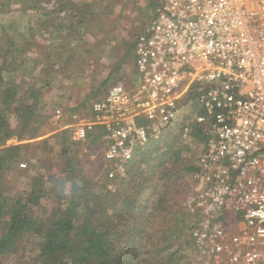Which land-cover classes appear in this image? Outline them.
Segmentation results:
<instances>
[{
  "label": "built area",
  "instance_id": "2783aa9c",
  "mask_svg": "<svg viewBox=\"0 0 264 264\" xmlns=\"http://www.w3.org/2000/svg\"><path fill=\"white\" fill-rule=\"evenodd\" d=\"M179 121L183 138L195 124L205 138L186 201L192 264H264V0H161L137 39L133 84L118 81L67 128L83 145L102 127L123 173Z\"/></svg>",
  "mask_w": 264,
  "mask_h": 264
},
{
  "label": "rangeland",
  "instance_id": "374dc122",
  "mask_svg": "<svg viewBox=\"0 0 264 264\" xmlns=\"http://www.w3.org/2000/svg\"><path fill=\"white\" fill-rule=\"evenodd\" d=\"M59 1L68 5V9L59 12ZM160 1L0 0V66L5 58L7 64L13 62L2 72L5 80H12L14 85L20 83L22 86L37 85L42 88L45 83L39 69L48 56L53 70L48 77L50 84L42 89L44 97L39 100L37 109L39 120H32L25 140L12 137L6 143V146H31L14 167L6 171L2 180L5 195L11 201L21 190L28 196L36 182H43L44 195L37 200V204L31 203L29 206L37 222L46 220L57 207L65 210L70 199L76 195L83 197L84 193L93 197V206L100 210L102 207L110 215L114 214L113 206L118 209L119 200L111 198L124 194L122 182L128 177L126 168L121 173L110 164L102 138L94 143L88 140L78 145L73 143L71 135L64 139V131H71L67 127L72 123L73 114L89 116L91 105L104 99L118 81L124 80L128 86L133 84L135 45ZM68 10H76L74 15L78 17L70 19ZM44 13H48L50 18L46 26H43ZM36 60L41 64L35 70L38 66ZM26 89L19 90L12 101L22 100ZM8 106L10 104L5 103V95L0 96V108L6 109ZM26 107V103L21 104V111ZM16 117L15 114L11 116L13 120ZM204 144L192 134L188 138L182 137L175 144L173 151L180 149L185 163L181 164V177L178 180L175 181V177L167 180L165 174L174 164L168 158L154 172L156 191L155 195H152V191L147 195L154 197L150 199L151 204L146 212L153 214L150 216L153 227L148 226L147 235H157L154 231L161 230L162 224L168 223L170 226L177 219L183 222L175 232L179 235L167 243L162 242L171 246L170 251L164 254L176 250L180 245L184 246L185 241L183 254L191 251L189 240L196 213L186 205L193 185V175L188 168L195 166ZM163 145L159 152H154L155 156L165 152ZM84 147L89 150L88 153H84ZM70 149L73 152L69 155ZM108 194L111 196L108 197ZM160 195L164 200L159 211L155 208L160 204L157 200ZM87 211L84 209L80 212L79 222L87 217ZM178 236L179 239H175ZM158 238L159 235L154 240ZM38 242L35 237L25 240L23 262H31L37 256ZM0 264H18L16 254L0 256Z\"/></svg>",
  "mask_w": 264,
  "mask_h": 264
},
{
  "label": "trees",
  "instance_id": "16d2710c",
  "mask_svg": "<svg viewBox=\"0 0 264 264\" xmlns=\"http://www.w3.org/2000/svg\"><path fill=\"white\" fill-rule=\"evenodd\" d=\"M59 3V12L68 9V5L61 1ZM75 12L76 10H68L70 19L78 17L74 15ZM42 17L43 26H46L50 22L48 13H44ZM81 23L85 24L83 21ZM41 63L44 65L39 69V74L42 82L45 83L42 88L37 85L22 86L23 84L20 83L14 85L12 80L6 81L2 72L12 66L13 62L7 64L5 58L0 66V96L5 95V103L10 104L6 109L0 108V256L16 254L18 264H192V254L190 252L183 254L186 241L184 246L180 245L176 250L164 254L170 251L171 246L162 242L167 243L172 237L179 235L175 233L183 223L179 219L175 220L174 224L170 223V226L168 223L162 224L161 230L154 231L157 235H147L148 226L153 227V222L150 221L152 219L150 216L153 214L146 212L151 204L150 199L154 197L152 195H155L156 191L153 180L155 170L167 162L166 158L172 160L174 164L165 175L167 180L175 177L176 181L181 177V164L185 165L181 158V150L173 151L175 144L182 139L181 121L166 130L159 138L151 139L126 163L128 177L122 182L124 194H117L111 198L119 200L118 209L113 206V215L104 212L102 207L100 210L93 206L94 204H91L93 197L84 193L83 197L76 195L70 199L65 210L57 207L50 212L46 220L37 222L29 206L31 203L37 204V200L44 195L43 182H36L28 196L22 190L13 196L12 201L5 195L2 185L4 174L14 167L16 161L21 159L23 153L31 146L29 144L6 146V143L12 137H17L19 141L26 139L32 120H39L40 117L37 109L39 100L44 97L42 89L50 84L48 77L53 72L50 57H46ZM41 63L37 62L38 66L34 69H38ZM21 89H26L23 99L13 102V98ZM23 103H26L27 107L21 111ZM13 114L17 116V121L11 118ZM68 131H64V139L71 135V131ZM104 134L105 130L102 127H96L88 140L94 143ZM191 134L205 142L202 124H195ZM162 144L166 148L165 152L155 156L161 150ZM72 152V149L70 152L68 150L69 155ZM195 171L196 165L188 168V172L192 175ZM166 186L168 187L167 183ZM151 191L152 195L149 198L147 195ZM166 194L165 192L164 195ZM161 195L157 199L160 204L158 203L159 206L155 208L159 211L161 201L164 200ZM84 209L88 210L87 217L79 222L80 212ZM151 229L155 230V228ZM192 234L189 240L190 250L193 245ZM158 235L157 241L154 240ZM32 237L39 240L38 254L31 262H23L21 258L25 252V240L28 241ZM175 239H179V236Z\"/></svg>",
  "mask_w": 264,
  "mask_h": 264
}]
</instances>
